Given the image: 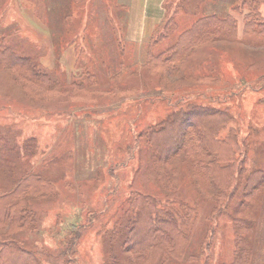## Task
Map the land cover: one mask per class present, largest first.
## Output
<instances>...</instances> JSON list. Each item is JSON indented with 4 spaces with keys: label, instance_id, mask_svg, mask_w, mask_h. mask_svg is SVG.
Segmentation results:
<instances>
[{
    "label": "rangeland",
    "instance_id": "1",
    "mask_svg": "<svg viewBox=\"0 0 264 264\" xmlns=\"http://www.w3.org/2000/svg\"><path fill=\"white\" fill-rule=\"evenodd\" d=\"M240 1L166 0L164 18L137 37L143 40L133 42L127 35L131 38L134 0H0V42L7 39L19 54L41 63L61 80L63 90L74 81L92 90L80 89L73 96L61 92L52 102L34 99L8 77L0 61V131L7 137L0 141V194L29 172L39 173L58 191L33 205L35 217L15 232L14 245L18 240L32 250L38 264H66L64 254L76 232V264H103V232L113 227L130 193L143 191L161 199L170 195L172 200L197 201L189 252L202 259L209 255L213 264L230 262L234 218H246L253 224L251 244L261 243L253 247L257 252H252L251 264L264 263V184L241 207L233 211L232 204L223 213L226 201L211 199L214 188L210 190L207 172L184 158V169L172 171L174 180L164 178L163 185L150 169L146 140L137 138L177 110L189 112L196 104L226 109L229 120L218 136L236 129L245 168H264V32L245 28L234 9ZM260 9L264 14V4ZM213 13L238 17L236 39L206 47L183 63L197 74L212 69V84L179 83L142 70L139 63L152 39L167 34L155 51L166 48L196 19ZM169 18L175 22L173 30L164 27ZM122 64L131 67L122 70ZM118 86L136 91L104 92ZM20 146L23 153L16 150ZM161 185L178 187L165 194ZM160 262L187 263L167 254Z\"/></svg>",
    "mask_w": 264,
    "mask_h": 264
},
{
    "label": "trees",
    "instance_id": "2",
    "mask_svg": "<svg viewBox=\"0 0 264 264\" xmlns=\"http://www.w3.org/2000/svg\"><path fill=\"white\" fill-rule=\"evenodd\" d=\"M262 4L264 0H241L234 7L235 13L242 15L245 28L249 32L255 34L264 32V14L260 9ZM169 19L164 27L173 30L175 22L173 18ZM237 24L238 17L232 13L225 17H219L215 13L202 16L166 48L155 51L156 45L167 38V34L152 39L145 58L139 65L142 70L144 68L148 73L158 75L160 79L178 80L179 83L197 81L212 84L216 77L210 73L212 69L197 74L183 63L188 57L204 51L206 47L215 46L216 43L234 42ZM0 61L10 74L8 77L12 78L27 96L34 99L41 98L45 102H52L62 94L61 92L73 96L84 86L83 83L74 81L71 82V89L63 90L64 85L60 79L42 69V64L38 65L35 59L19 54L7 39L0 42ZM121 66L124 67L122 70L131 67L125 64ZM91 77L94 78L93 75ZM133 89L136 91V87L118 86L114 90L108 89L104 92L130 95L127 91ZM193 108L189 112L175 111L160 122L150 125L137 138L146 140L144 143L150 151V169L163 185L164 178L170 182L174 180L175 175L172 171L178 169L182 171L184 167L181 161L184 158L187 161L189 157L195 168L209 174L213 183L210 190L213 191L214 188L211 199L219 203L226 201L221 205L223 213L232 204H236L232 209L235 211L262 188L264 168H245L246 161L240 146L242 143L235 137L236 129L232 128L234 132L230 135L218 136L221 125L225 126L224 122L229 120L230 113L226 109L204 104H196ZM182 118L184 120H181ZM5 136L0 131V141L7 139ZM33 140L32 137L29 139ZM29 141L24 145L26 148L24 153L21 146L16 150L26 154L31 145ZM13 149L14 146L11 147V150ZM242 180H245L244 183ZM163 185L161 186L165 189V194H171L178 187L173 185L169 189ZM2 192L0 264H38L32 250L24 248L18 240L15 245L12 241L15 240V232L22 231L27 221L34 219L36 211L33 205L39 200L56 197L57 188L39 173L29 172L21 176L15 186ZM169 197L171 196L161 199L143 191L130 193L127 205L113 227L103 232L106 243L103 264H159L165 254L175 259L186 260V264H199L201 261V264H213L209 255L202 259L200 253L189 252L193 225L198 214L197 201L191 204L186 200H172ZM234 221L233 257L230 262L221 264H251L252 252H257L253 247L258 245L259 248L261 243L255 240L254 244H251L253 224L246 218L235 217ZM250 232L252 236H249ZM76 238L75 232L64 254L68 256L66 264H76L74 260Z\"/></svg>",
    "mask_w": 264,
    "mask_h": 264
},
{
    "label": "crops",
    "instance_id": "3",
    "mask_svg": "<svg viewBox=\"0 0 264 264\" xmlns=\"http://www.w3.org/2000/svg\"><path fill=\"white\" fill-rule=\"evenodd\" d=\"M166 0H134V6L130 22V37L128 41H141L142 39H137L138 36L145 34V30L150 28L151 24L156 26L165 16L164 2ZM228 0H226V3ZM231 3V2H230ZM148 21V23H147ZM146 35L145 37H147Z\"/></svg>",
    "mask_w": 264,
    "mask_h": 264
}]
</instances>
